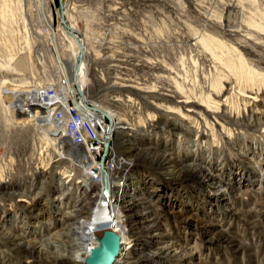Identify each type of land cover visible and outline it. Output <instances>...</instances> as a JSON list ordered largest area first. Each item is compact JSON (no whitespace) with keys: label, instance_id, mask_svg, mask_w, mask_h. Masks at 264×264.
I'll return each mask as SVG.
<instances>
[{"label":"rangeland","instance_id":"rangeland-1","mask_svg":"<svg viewBox=\"0 0 264 264\" xmlns=\"http://www.w3.org/2000/svg\"><path fill=\"white\" fill-rule=\"evenodd\" d=\"M67 31L83 88L128 128L110 151L126 264H264V0H0V264H66L98 194L33 113L5 109L2 86L48 82L57 52L70 69Z\"/></svg>","mask_w":264,"mask_h":264},{"label":"built area","instance_id":"built-area-1","mask_svg":"<svg viewBox=\"0 0 264 264\" xmlns=\"http://www.w3.org/2000/svg\"><path fill=\"white\" fill-rule=\"evenodd\" d=\"M56 56V73L48 82H31L25 86L11 82L2 86L5 109L15 115L18 112L33 113L39 121L35 124L44 132L48 128L49 136H53L55 142H62V150H55L56 159L69 160L92 180L104 179L106 193L107 180L121 166L114 165L109 156L107 119L94 105V100L83 94L78 83H70L66 74L60 71ZM77 59H81L80 54ZM11 84H16V89H8ZM60 104H68V112H61ZM64 151L66 155L62 154Z\"/></svg>","mask_w":264,"mask_h":264},{"label":"bare ground","instance_id":"bare-ground-1","mask_svg":"<svg viewBox=\"0 0 264 264\" xmlns=\"http://www.w3.org/2000/svg\"><path fill=\"white\" fill-rule=\"evenodd\" d=\"M231 13H232V10H231ZM44 26H46L47 34H50L52 37L56 36V33L54 32V28L52 24L45 23ZM67 33L68 34L70 33V35L76 37L81 42L78 41L77 45H73V51L71 52V54L73 52L75 53L73 54L70 69L69 67H66L65 64L59 59L58 52H57L56 58L60 66V71H62L63 74H66L67 78H69L70 83L72 81L74 82L76 81L84 95L86 94L89 95L88 80L84 82V88H83L84 63H87V60H88V58L85 57L87 55L88 48L86 44L84 43V41L81 40L78 35H74L72 31L71 32L67 31ZM71 46H72V43H71ZM79 54L81 55V59H77V56H79ZM82 60L84 62H82ZM3 97L5 98L4 94H3ZM93 102L95 106H98L96 101H93ZM98 110L102 113V115L105 118L111 121L110 128L108 127L107 144L109 147V156L110 158L113 159V162H115L116 155H114L113 153L112 154L110 153L111 142H112V131H117L118 129L124 130L128 128L120 126V123H121L120 117L118 116V114L111 111L109 108L107 109L98 108ZM60 111L68 112V104H60ZM47 125H48L47 127H49L50 124L48 123ZM46 131L48 135H50L48 128L46 129ZM51 138H54V137L52 136ZM56 144H62V142H55V145ZM62 154L66 155L65 151ZM80 171L83 172L81 168H80ZM83 174L85 173L83 172ZM128 179H129V173L127 170L121 172L120 174H117L114 172L111 178L107 180L106 193H105L104 179H98V181H100V187L98 190V194L95 193L96 195L93 196L94 198L89 203V206L85 208L86 211H84V213L82 212V214L85 215L84 218H80L79 220L73 222L72 223L73 226L71 227L74 237L75 239H77L76 243L80 246V252L78 251V252H74L73 254L71 253V256L64 260L66 264H84L86 258L89 256L92 250H94L98 246V241L96 239V236L105 229H109L120 235L121 249H120V253L118 257L115 259L114 264H126L125 259L129 255L128 251L133 247L132 246L133 240L129 239V232H130L131 226H129L130 228L126 229L124 226H122L119 223L117 218L121 217L120 215H123V214H120L121 209L123 208L124 204L127 203L128 201L126 197L130 190V185H129L130 182ZM166 247L162 249L160 248V250L157 253L151 254L149 256L150 260L151 261L154 260V257L160 254L168 253L169 248L168 246ZM38 251L40 252V254H42L41 249Z\"/></svg>","mask_w":264,"mask_h":264},{"label":"water","instance_id":"water-1","mask_svg":"<svg viewBox=\"0 0 264 264\" xmlns=\"http://www.w3.org/2000/svg\"><path fill=\"white\" fill-rule=\"evenodd\" d=\"M96 239L98 246L92 250L84 264H114L120 253V235L109 229L101 231Z\"/></svg>","mask_w":264,"mask_h":264}]
</instances>
